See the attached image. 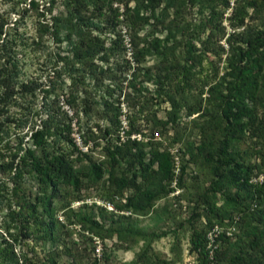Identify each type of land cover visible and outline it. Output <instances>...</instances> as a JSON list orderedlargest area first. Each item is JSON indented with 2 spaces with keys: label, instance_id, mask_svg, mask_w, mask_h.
<instances>
[{
  "label": "trees",
  "instance_id": "trees-1",
  "mask_svg": "<svg viewBox=\"0 0 264 264\" xmlns=\"http://www.w3.org/2000/svg\"><path fill=\"white\" fill-rule=\"evenodd\" d=\"M114 1L123 2V8L114 5ZM134 1L130 6L125 0H63L65 12L52 16L51 25L56 30H65L68 36H89L88 44L92 46L89 49L87 45V49L92 51L103 48L97 37L100 34H93L94 29H99V33L115 31L123 24L129 36L132 60L139 70L152 54L151 47L160 58L172 52L156 37L140 46L137 39L147 14L167 24L170 37L182 34L186 25L178 22L175 14L167 18L170 8L179 10L181 0ZM229 5V0H199L200 10H206L205 21L209 22L219 19ZM260 11L264 12V0H232L228 18L232 31L226 38L225 48L220 46L226 51L225 67L220 74L211 63L210 74H202V61L211 51L206 46L207 39L202 41L200 52L191 49L186 52L185 64L180 66L171 58L167 63L177 69L162 77L156 76L160 83L166 79L172 81L167 92L170 112L166 120L153 115L152 128L163 135V130L167 131L165 126L170 124L172 145L185 141L189 158L186 161L178 158V165L171 150L162 148L157 137H145L139 126L134 127V121L125 131V138L117 135L115 139H107L102 160H93L83 153L86 164L78 155L73 156L76 146L69 137V124L60 125L46 119L31 129L25 142L20 138L13 143L6 136L7 112L16 94L29 84L18 85L15 60H9V66L0 65V170L12 172L14 179H21L26 173L35 178L38 190L33 199L17 183L11 188L18 206L15 212L20 223L18 229L23 238L32 236L35 241L52 242L45 261L35 260L23 252L21 263L58 264L61 255L66 254L72 264H100L97 257H85L77 246L61 240L59 229L63 223L55 217L53 202L58 195L64 197L86 182L102 181L108 182L105 198L112 203L114 197H123L126 190L131 192L124 196L123 203H113L115 211L109 214L108 225L95 217L92 205L84 202L74 212L79 227L100 240L116 236L126 249L141 241L143 248L136 262L169 264L147 253L152 241L164 236L166 231L145 230L136 224L132 215L147 216L151 211L166 214L169 202L177 197L169 198L170 193L181 185L188 163H193L206 167L210 173L208 186L195 192V206L187 220L189 251L196 254V264H264V17L259 24H246ZM156 27H151V33ZM187 61L190 62L187 64ZM147 79L153 76L148 74ZM117 115L114 114L116 122ZM182 116L190 120L182 122ZM188 123L191 126L186 130ZM105 131L111 135L109 129ZM136 134L139 136H133ZM192 136L194 140H189ZM242 143L247 146L241 148ZM252 156L256 160L250 162L248 159ZM260 174L262 181L255 179ZM161 199L163 203L157 206L156 202ZM199 205L203 212L197 209ZM122 210L129 214L115 215ZM202 217L206 218V225L200 226L196 220ZM234 224L236 232L231 228ZM213 225L219 226L220 232L208 246L207 231ZM19 260L12 242L1 237L0 264H18Z\"/></svg>",
  "mask_w": 264,
  "mask_h": 264
},
{
  "label": "rangeland",
  "instance_id": "rangeland-1",
  "mask_svg": "<svg viewBox=\"0 0 264 264\" xmlns=\"http://www.w3.org/2000/svg\"><path fill=\"white\" fill-rule=\"evenodd\" d=\"M125 1L130 6L135 4L134 0ZM194 1L193 4L191 0H181L182 6L178 11L170 8L167 18L171 19L175 14L178 22L186 25L185 31L176 36H167V24L160 23L149 14L145 16L139 39L136 38L140 46L144 42L150 43L152 37H156L160 39L162 46L170 47L172 52L171 55L160 58L155 54L157 51L154 47H151L152 54L146 57L142 67L137 70L136 63L132 60L129 36L123 24L117 26L115 31L99 33V29H94L93 34H100L97 37L103 43V48L91 51L89 49L92 44H88L87 39L89 36H68L65 30H56L51 25L52 16L65 12L63 0H0V65L9 66L8 61L15 60L18 85L20 82L29 84V87L19 89L9 107L7 138L13 143L20 138L25 142L31 129L46 119L60 125L69 124V137L76 146L73 156L78 155L86 164L87 157L97 161L105 158L104 146L107 139H115L117 135L121 139L125 138V131L131 128L130 122L134 121V127L139 126L145 137H157L162 142V148H169L180 160L181 157L183 161L188 160L185 141L172 145L170 124L165 126L167 131L163 130V135L158 129L152 128L153 115L166 120L170 112L167 92L172 81L166 79L164 83H160L156 76L162 77L164 73L177 69L167 63L171 58L180 66L185 64L186 52L190 49L200 52L202 41L207 39L209 45L206 46L211 51L202 61V74H210L209 63L215 65L220 74L225 67L226 55V51H222L220 46L225 48L226 38L232 31L228 19L232 0H229L230 5L223 9L219 19L212 22L205 21L206 10L201 11L199 0ZM118 4L122 9L123 2L114 1V5ZM263 17L264 12L260 11L256 17L246 21V24H259ZM154 25L157 27L151 33ZM192 67L198 70L196 65ZM134 73L135 76L132 77ZM148 74L153 79H147ZM28 88L33 90L26 91ZM115 113L118 114V122L115 121ZM180 114L183 115V112ZM189 120L190 117L181 118L182 122L187 123ZM186 126V130H189L191 124ZM106 128L111 135L105 133ZM189 140H194V137ZM181 146L183 147L179 150ZM246 146L247 143L241 144V148ZM83 153L88 156H82ZM248 160L253 162L256 159L252 156ZM187 166L181 185L169 195L171 199L177 197L171 200L173 205L169 202L166 214L151 211L147 216L132 215L136 224L145 230L166 231L164 236L152 241L147 253H152V258L167 260L169 264H196V254L189 251L190 230L187 220L195 206V192L208 186L210 173L201 165L188 163ZM12 175V172L0 170V240L4 237L12 242L14 251L20 258L18 264H23V252L28 256L32 255L35 260L45 261L52 242L35 241L32 236L23 238L20 235V223L15 215L18 206L11 189L17 183L33 199L38 190L37 181L28 173L21 179H14ZM107 190L108 182H86L79 190H72L64 197L58 195L60 199H54L55 217L63 223V227L60 226L59 229L61 240L68 245L77 246L85 257H97L100 264H144V261H135L143 248L141 241L126 249L116 236L100 240L91 237L76 223L74 212L81 209L84 202L92 205L99 221L106 225L110 223L108 216L112 210L108 206L123 203L124 196L131 191L126 190L123 197H114L112 203L105 198ZM163 201L161 199L156 202L157 206ZM218 202L220 203L219 200ZM197 209L203 212L201 205ZM122 213L129 214L122 210L115 215ZM196 222L200 226L206 225V218L202 217ZM231 228L236 232L235 224ZM58 264H72L70 256L62 254Z\"/></svg>",
  "mask_w": 264,
  "mask_h": 264
},
{
  "label": "built area",
  "instance_id": "built-area-1",
  "mask_svg": "<svg viewBox=\"0 0 264 264\" xmlns=\"http://www.w3.org/2000/svg\"><path fill=\"white\" fill-rule=\"evenodd\" d=\"M133 136H135V135H133ZM174 159H175L176 165H178V157L175 156ZM176 171H177V169H176ZM255 179H257L258 181H262V180H263V176L260 174V175H258V177L255 178ZM108 209H110V210H112V211H115L113 205L108 206ZM218 232H220V228H219V226H217V225H213V226L211 227V229L208 231V233H207V237H208V241H209L208 246H211V245H212V243L214 242L215 237H216V235L218 234ZM98 250H99V248H98Z\"/></svg>",
  "mask_w": 264,
  "mask_h": 264
}]
</instances>
